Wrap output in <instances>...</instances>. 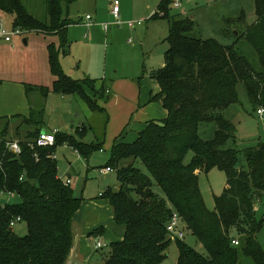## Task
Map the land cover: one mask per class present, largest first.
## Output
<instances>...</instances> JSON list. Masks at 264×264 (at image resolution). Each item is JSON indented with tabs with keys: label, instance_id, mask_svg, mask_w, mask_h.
Listing matches in <instances>:
<instances>
[{
	"label": "trees",
	"instance_id": "obj_1",
	"mask_svg": "<svg viewBox=\"0 0 264 264\" xmlns=\"http://www.w3.org/2000/svg\"><path fill=\"white\" fill-rule=\"evenodd\" d=\"M77 1L46 0V20L32 14L24 0H0V12L14 18L13 29L65 38L66 26L71 23L64 18V7ZM173 1L163 0L153 16L170 22L165 65L151 76L160 91L150 100L160 103L168 116L148 123L133 143L118 137L113 144L107 167L115 171L119 187L108 188L101 198L112 209L113 234L118 238L108 244L107 251L100 248L104 264H163L173 242L179 250L177 264H242V257L264 264V248L257 238L264 229V217H257V205L264 198V143L244 151L247 169H239V152L228 146L235 138V128L223 116L225 110L239 103L240 84L253 108L264 109V0L256 1V22L242 34L237 30L231 46L188 36L195 22L169 17ZM245 21L244 13L226 20L228 25ZM242 39L257 52L260 70L237 52V42ZM64 43L62 40L63 48ZM48 49L51 73L56 77L52 91L27 86L28 94L35 90L43 102L51 92L77 95L92 112H104L83 92L80 83L62 71L60 51L54 44ZM84 83L94 86L93 81ZM13 118L19 122L12 128L11 119L0 115V193L15 194L21 202L0 205V264H66L73 248V220L84 199L76 197L73 188L58 178V163L48 155L67 142L88 159L94 151H101L105 132L92 144L57 133L54 147L38 149L33 146L44 129L45 104L31 103L28 117ZM203 123L217 126L211 140L199 135ZM77 132L83 138L84 130ZM15 140L21 146L20 155L7 146ZM189 153L193 156L187 164ZM214 169L224 172L227 181L211 211L200 189V175ZM156 186L164 197L155 192ZM173 212L179 214L186 234L194 236L206 256L184 239H170L167 223ZM16 217L27 226L24 237L10 227ZM106 231L101 226L89 236L99 239ZM233 240L239 245L234 246Z\"/></svg>",
	"mask_w": 264,
	"mask_h": 264
},
{
	"label": "rangeland",
	"instance_id": "obj_2",
	"mask_svg": "<svg viewBox=\"0 0 264 264\" xmlns=\"http://www.w3.org/2000/svg\"><path fill=\"white\" fill-rule=\"evenodd\" d=\"M186 1L187 0H185L183 3V7H185L187 10L185 17L191 16L189 12L198 8L197 10H199V15H196V18L197 21L200 20V23L194 21L196 22L195 29L189 33L188 36L204 40L215 39L223 46L233 45L236 42L235 40L237 30L241 31L240 34H242V32L246 30V27L252 26L257 20L255 11L257 0H217V3L212 5L215 7V10L213 11H211V5L207 10L201 9V6L206 4L207 1L212 4L216 0H192L191 4H187ZM24 3L28 10L37 18L41 20L47 19L46 0H24ZM197 4L199 5L198 7H196ZM171 5H169L168 8L169 17L173 11V17L177 19L185 18L183 16L182 9L179 11L173 10ZM70 9L71 12H73L72 18L76 20H84L86 14H88L85 13L83 15V13H76V10H78L76 4H73ZM165 12L167 13L166 10ZM242 13L246 15V21L244 23L238 25H228L226 20L238 18L242 15ZM138 21L141 20H135L133 22ZM151 25H158V27L151 28L149 31H142L147 27V23H145L143 27L138 28L141 29V31H139V38L141 39V42L145 43L146 45L144 49L145 53L142 52V45L139 41H136V38L133 37L132 39V36L130 37L127 35L125 37L121 36L119 38V42L122 44L126 42V45H128V40L130 38L135 41L134 45L137 48V58L141 62L140 68L142 66V68L148 72V74L145 76H149L152 74V72L162 68L165 64V50L167 46L165 43L170 34V26L167 24V22H150V26ZM5 27L7 29L10 28L6 23ZM76 34L77 30L74 31V35ZM21 36L29 37V45L26 49H34V52L39 55H34V52L31 53L30 55H32L36 61L31 64L21 65L15 69L20 71V73L23 70L26 71V74L30 76V80L33 82H39V84L45 86L49 85L51 83V73L49 71L48 65L45 66L43 63L41 47L35 42L36 39L34 38L36 34L33 32H23ZM68 41L71 43V38H69ZM52 42H55L56 44L58 43L56 39L48 40V44ZM88 44H90L89 41ZM34 45L35 47H33ZM129 45L131 46V44ZM110 48V41L102 42L101 44H95L92 42L89 47L82 43L76 44L73 47V55L67 56L66 60L63 61L65 66L63 67L65 68L64 73L71 77L73 81L80 83L83 92L94 102H96V94L98 92L95 85L89 86L85 83H81L85 81H97L100 83L104 79L113 80L115 77L113 78L112 76L114 75L115 69L117 68L116 65L119 66L117 70L123 72L119 73L120 79L118 84L121 87V91H112L111 100L106 101L100 99L98 102L101 107H104L108 111L110 116L109 125L106 129V135L102 141V149L105 150L106 153L101 154L99 150H96L88 159H85L83 155H80L82 158H76L74 155L75 148L71 147L67 142H63L55 149V155L58 164L60 165L61 174L65 175L66 173H71V175H73L72 177L74 178L75 182L72 188L74 190L75 196L83 198L85 202L87 201V203L97 201V199H99L100 192L105 191L106 188H114L113 186L115 183H117V175L115 171L112 172V178L109 180L105 179L103 175H100L98 169H100V167L102 168L107 166L109 163L113 141L120 131L127 126L129 120L134 118L133 121L138 122V120H140L141 122H144V116L141 115V113L138 112L139 118L136 117V110H138V105H136V102L139 96L142 100L145 95L149 94L150 92L152 94L155 92L157 93V84H153L149 91H128V68L123 69V67L126 63L125 59H129L128 55L131 56L130 50H128V48L125 46H123L122 49L119 47L121 56L118 58L109 57L107 59V52L110 53L112 50V48L109 50ZM54 49H58L57 46H54ZM236 50L248 60L255 70L261 69L257 52L244 39L238 40ZM62 59H64V57H62ZM127 66L129 67V63ZM26 74L25 77L29 78V76ZM145 82H147L148 85H151V80H149L148 77L146 78ZM238 92L240 100L239 103L225 110L223 112V116L233 123L236 133L235 138L229 142L228 146L230 148L236 149L239 152L238 168L246 170L247 162L244 151L250 147L257 146L259 143H264V116L258 115L257 110L253 108L243 84L238 86ZM7 94H10V91H0V97H2V112L4 110H11L16 107L14 98L11 97L10 99H6L4 97ZM114 94H117V98H114ZM30 98H32L31 103L34 105H41L42 103L45 104L44 120L45 124L48 128H50L51 131L57 130L59 131L60 135L64 137H72L78 142L85 141V143H87L90 141L97 143L95 140V135L99 136L98 132L103 129L105 115L91 112L88 105L86 104V101L80 96L64 99L60 94L51 92L48 95L46 101L43 102L39 96V93L31 91ZM133 105H135L134 109L132 107ZM155 109H157V114H155ZM150 114L151 116H155L158 120L163 121V116H165L166 111L161 107H156L152 109ZM86 119L93 125L95 129V135L91 130H88L85 134H83V138H81L77 132V129H83L85 132L87 127H80L79 125L80 123H85ZM216 129L217 126L215 123H203L199 128V135L203 140H211ZM134 130L136 131H134L133 134H135L139 129L136 127ZM10 137L14 138V135L12 134ZM192 156V153L187 155L185 159L187 164L190 163ZM87 164L89 165L90 170H88ZM141 169L143 172L148 173L144 167L141 166ZM226 181L227 179L225 173L217 169L212 170L209 174L203 173L200 175V189L203 194L205 204L209 210L213 211L215 209V197H219L224 193ZM154 190L160 197H164V193L159 187H154ZM20 202L21 199L17 195H0V205ZM257 207V217L259 220H261L264 217V198L257 205ZM105 224L106 227H108V233L105 234L104 237L93 239L92 242H89L90 246H86L89 255H84L81 257L82 261H80L79 264H104V252L105 250H108L106 247H108L110 242L116 240L113 237L114 229L112 220L107 221ZM81 230H83V226L78 222V220H76L73 232V238L76 239V241L73 248L75 247L77 249L79 246V238L82 236ZM13 231L20 237L26 236L28 232L27 226L23 222L17 223L13 227ZM74 233L76 235H74ZM257 238L264 248V229L258 234ZM184 241L189 246L194 247L201 254L205 256L207 255L203 246L197 242L194 236L187 233ZM99 245L104 247V252H102V250L98 247ZM70 255L72 259L77 258V253H70ZM166 255L167 258L163 264H177L179 250L175 242L170 245ZM85 259L86 261H84ZM241 262L242 264H253L250 259H246L244 257L241 258Z\"/></svg>",
	"mask_w": 264,
	"mask_h": 264
},
{
	"label": "crops",
	"instance_id": "obj_3",
	"mask_svg": "<svg viewBox=\"0 0 264 264\" xmlns=\"http://www.w3.org/2000/svg\"><path fill=\"white\" fill-rule=\"evenodd\" d=\"M115 0H78L74 4L78 7V10H76V13H85L86 17L85 19H80L76 20L72 18V13L71 12V6L70 5L68 8L64 7V18L71 24L66 26V36L65 38H62L60 36H57L55 34L52 35H45L41 33H35L36 36L34 37L36 39V43L41 47L42 51V59L43 63L45 66L48 65L49 71L51 73L50 65H49V45L54 44V46H57L58 50L60 51V56H59V62H60V67L62 71L64 72L63 67L64 63L63 61L66 60L67 56L73 55V47L76 44H86L87 47L90 46V44L93 42L95 44L97 43H102V42H107L110 41V46L112 48L109 49L111 50L110 53L107 52V59L109 57L113 58H118L121 56L119 47L125 46L130 50L131 56L128 57L129 59H125V66L123 69L128 68L127 71V90L128 91H149L150 87L153 84H157V82L151 78L152 74L149 76H145L148 74L147 70L143 69L142 66L140 68L141 62L138 60L137 56V48L135 47V41L132 40L133 37L136 38V41H139L141 43V50L143 53H145V43L141 42V39L139 38V34L141 31V28L144 26L145 23H147V27L142 30V31H149L151 28H156L158 25H151L150 22L153 23H158V22H167V24L170 26V22L167 19H155L153 18L154 14L159 11V7L161 6L163 0H118L120 2V17L119 20H117L114 15L112 14V4ZM192 0H187V4H191ZM185 0L182 1L181 8L180 9H173V10H181L183 12V16L185 17V13H187V10L185 7H183V3ZM217 3V0L214 1V3H210L207 1L206 4L201 6V9L207 10L209 9V6L215 5ZM188 6V5H187ZM199 5L197 4L196 7ZM189 7V6H188ZM196 8L193 11H190L189 14L191 16L185 17V18H190L193 21H197L196 15H199V10ZM215 10V7L212 6L211 11ZM90 16L91 19H87V17ZM173 11L170 17H173ZM179 19V18H178ZM135 20H143V24L140 26H136L135 28H130L128 25V22L130 21H135ZM4 22L8 24L10 27L9 29H13V21L14 18L9 15H5L2 12H0V23ZM120 22L121 24H119ZM197 22L200 23V20ZM196 23V22H195ZM149 24V25H148ZM107 25L108 29H105L104 26ZM196 26V25H195ZM143 29V28H142ZM195 29V28H194ZM77 30V34L74 35V31ZM138 30V31H137ZM132 36V39L130 38L128 40V45L125 43H120L119 38L121 36ZM71 38L72 42L70 43L68 40ZM49 39H56L58 43L56 44L55 42L49 43ZM62 40H65V47H62ZM88 41L90 44H88ZM165 43V42H164ZM131 44V46L129 45ZM166 50L165 54L168 51V44L167 42L165 43ZM23 45V46H22ZM29 45V37L28 36H15L12 39V42H5L4 40H0V91H10V94L5 95L4 97L6 99H10L11 97L14 98L15 100V108L11 110H4L3 112L1 111L3 108L1 106L2 100L0 97V115L4 117H8L11 119V126L12 128L15 127V125L19 122L17 119H14L13 117L20 115L24 117H28L31 112V99L30 98V93L28 94V91L26 90L27 86H32V87H47L49 89L53 88L54 81L56 80V77L51 73V83L49 85H41L39 82H33L30 80V76L26 74V71H17L15 68L21 66V65H26V64H31L34 63L36 60L31 53H33L35 50L34 49H26ZM35 47V45L33 46ZM84 47V46H83ZM34 55H39L34 52ZM63 55V56H62ZM125 56L124 54H122ZM64 57V59H62ZM62 61H61V60ZM113 63V62H112ZM129 63V67L127 64ZM116 65V64H115ZM165 65V64H164ZM163 65V67H164ZM117 68L119 66L116 65ZM115 69V73L112 76L114 79L113 80H103L100 83L97 81H93L94 85L96 87V90L98 91L96 94V102L98 104L99 100L103 99L106 101L111 100L112 97V91H121V87L119 86V79L120 75L119 73L120 70ZM78 69V67H77ZM141 69V71H140ZM161 69V68H160ZM159 70V69H158ZM157 71V70H156ZM142 73V75H141ZM153 73V72H152ZM25 74L29 76V78L25 77ZM32 77V76H31ZM107 77V76H106ZM148 77L149 80H151V85H148L146 81V78ZM71 78V77H70ZM157 93L155 92L152 94L151 92L149 94H146L145 97L141 100L140 96L137 100V108L136 110V117L139 118L138 114L141 113V115L144 116V122H141L138 120V122L133 121L134 118H131L129 120V123L125 128H123L120 133L116 136V138L113 141V144L115 140L118 137H121L123 142L125 143H133L137 137L138 134L143 131L148 123L150 122H161L162 120H158L155 116H151L150 112H152L153 108L156 107H161L164 109L160 103L156 102H150L151 98L158 94L160 91L159 85L157 84ZM32 91V90H30ZM35 91V90H33ZM37 91V90H36ZM62 98H72L76 97L75 96H63L61 95ZM114 98H117V94H114ZM5 101V100H4ZM99 105V104H98ZM99 107L104 111V112H99V114L105 115L104 116V122H103V129L98 132L100 139H102V135L104 134V138L106 135V129L109 125L110 121V116L108 111L99 105ZM133 109L135 105L132 106ZM165 110V109H164ZM166 111V110H165ZM92 112V111H91ZM139 112V113H138ZM155 114H157V109H155ZM168 116V112L166 111L165 116H163L164 119H166ZM45 124V121H44ZM80 127H87L85 130V133L88 130H91L92 133L95 135V129L93 125L86 119V122L80 123ZM78 126V127H79ZM132 126V127H131ZM136 127H138V131L134 133V130ZM43 131H48L51 132L50 128L47 127V125H43ZM59 133V131H58ZM96 137V135H95ZM96 141L97 137L95 138ZM17 141V140H15ZM85 143V141L83 142ZM94 142H87L86 144H91ZM112 144V147H113ZM101 154L106 153L105 150L101 149L99 151ZM55 154V151H54ZM76 158H80L82 155L75 150ZM79 155V156H78ZM81 155V156H80ZM82 158V157H81ZM55 159L57 161L56 155ZM86 159V158H85ZM87 161V160H86ZM88 162V161H87ZM58 163V161H57ZM86 163V162H85ZM88 170H90L89 165L87 164ZM107 166L100 167V169H105ZM99 170V169H98ZM71 173H66L61 174V169L60 165L58 164V178L61 180H67L69 179L71 181L70 186L72 187L74 184V178L72 177ZM105 179H111L112 173H108L103 175ZM116 182V181H115ZM114 189H118L119 187V182L117 179V183L113 186ZM112 188V187H108ZM106 188V190L108 189ZM105 190V191H106ZM104 193V191L100 192L99 199L94 202L87 203V201L82 205V208L80 211L76 214L73 220V232H74V224L76 220L83 226V230H81L82 236L79 238V246L76 249L75 247L72 249L71 254L77 253V258L72 259L71 255L69 256L67 263L66 264H79L80 261H82L81 257L84 255H89L86 249V246H90L89 242H92L94 238L90 237V233H92L94 230L98 229L101 226L106 227L107 221L112 219V209L110 208L108 202L104 199L101 198V194ZM92 203V204H91ZM91 204V205H90ZM108 228V227H106ZM108 231H106V234ZM74 235H76L74 233ZM113 237L116 239L117 236L113 235ZM118 238V237H117ZM76 239L73 238V246L75 243ZM74 251V253H73ZM80 252V253H79ZM71 258V260H70ZM86 261V259L84 260Z\"/></svg>",
	"mask_w": 264,
	"mask_h": 264
},
{
	"label": "built area",
	"instance_id": "obj_4",
	"mask_svg": "<svg viewBox=\"0 0 264 264\" xmlns=\"http://www.w3.org/2000/svg\"><path fill=\"white\" fill-rule=\"evenodd\" d=\"M183 0H174L171 7L172 9H180L181 8V4H182ZM112 14L114 15V17L119 20L120 17V2L118 0H115L112 4ZM87 19H91L90 16L87 17ZM119 24H121L120 22H118ZM143 24V20L138 21V22H133L130 21L128 22V25L130 28H135L136 26H140ZM105 29H108V26L105 25L104 26ZM23 32H21L20 30H16V29H7L5 27V23L2 21L0 23V40H4L5 42H12V39L15 36H21ZM258 115L260 116H264V109H260L257 111ZM58 133L57 130L48 132V131H42L38 138L36 139L35 145L33 146L34 148H48V147H54L56 144V134ZM8 148L9 150H11L12 152H14L16 155H20L21 154V146L19 144L18 141H13L8 143ZM37 156V155H35ZM49 158H53L55 159V154H49L48 155ZM100 173V175H105L108 173H112L114 172L113 169L107 167L105 169H99L98 171ZM62 182L66 185L69 186L71 184V181L69 179L67 180H62ZM3 194H8L5 192H1L0 195ZM10 196H13L15 194H9ZM5 206V205H4ZM1 221V219H0ZM21 223L22 219L20 217H16L14 219L11 220L10 222V227L11 229H13V227L17 224V223ZM167 233L168 236L170 237V239L172 240H183L185 239L186 236V229L185 226L183 224V222L181 221V218L179 216V214L177 212H173L171 218L169 219L168 223H167ZM232 244L234 246H238L239 242L238 240H233ZM99 248L102 247V245L98 246Z\"/></svg>",
	"mask_w": 264,
	"mask_h": 264
}]
</instances>
